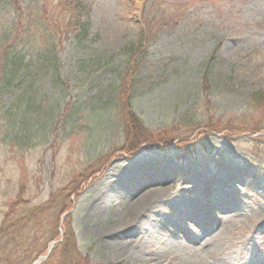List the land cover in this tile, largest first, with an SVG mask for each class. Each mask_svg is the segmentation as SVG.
Instances as JSON below:
<instances>
[{"label": "rangeland", "instance_id": "obj_1", "mask_svg": "<svg viewBox=\"0 0 264 264\" xmlns=\"http://www.w3.org/2000/svg\"><path fill=\"white\" fill-rule=\"evenodd\" d=\"M79 1L88 7L85 34L57 33L70 16L54 7L39 25L27 0L13 13L0 5V72L13 48L28 60L58 41L63 77L57 88L51 75H39L30 96L40 107L27 115L41 121L26 131L23 119L19 136L6 113L18 89L0 92V258L28 264L59 216L46 264H59L57 244L70 222L78 246L61 258L81 264H264V100H252L264 95V0ZM18 10L29 15L21 27ZM144 31L139 58L127 67L125 49ZM17 35L29 41V55L24 43L13 46ZM89 60L92 71L79 75L77 63ZM130 67L137 76L126 110L119 85ZM212 123L240 132L204 126ZM181 137L188 147L176 146ZM153 187L164 193L159 209L123 224L124 204ZM190 210L205 220H188ZM8 216L19 223L9 227ZM176 227L185 232L171 235Z\"/></svg>", "mask_w": 264, "mask_h": 264}, {"label": "trees", "instance_id": "obj_2", "mask_svg": "<svg viewBox=\"0 0 264 264\" xmlns=\"http://www.w3.org/2000/svg\"><path fill=\"white\" fill-rule=\"evenodd\" d=\"M6 1V2H5ZM0 0V5L2 8H4L3 6H7L8 8H10V11H14V5L18 2L22 0ZM48 1V7L46 6ZM27 0V9L29 12L35 14V16H31L34 17L37 20V23L40 25V22H44V20L48 21L50 20V16L49 14L51 13V10L49 9L50 7H54L57 9L58 12L61 13L62 17H66V15L69 14L70 16V20L66 21L68 24H62L56 27V31L57 33H65V31L70 30L71 28L75 27V29L77 28H81V32L82 33H86L88 28H85V25H83L82 23V18H83V12L88 10V7L86 5H84V3L82 1L79 0H59L56 2L55 5H52L53 3H50L49 0ZM6 4V5H3ZM3 5V6H2ZM17 10V9H16ZM26 10V9H25ZM18 25H22L23 23V19L25 16H29L27 13L25 14L24 12H22L21 10H18ZM41 14L44 15V17L40 16ZM61 18V17H60ZM43 19V21H42ZM17 21V20H16ZM14 21V22H16ZM15 23H9L7 25V28H11ZM53 26V24H52ZM144 36L141 37V40H139V43L137 44H132L130 46H128L125 51L128 54V60H127V67L128 65L135 64L139 58V53H140V48L143 45V41L146 40V35H145V31L143 32ZM9 34V30H7L6 32V36ZM51 34V33H50ZM52 36H54V34H52ZM55 38V36H54ZM54 40V39H53ZM56 48L54 46H52V44L54 42H49L45 47L41 48L38 50L37 52V57H35L34 59H26V56L23 52V49H15L13 48L12 51H8V53L5 55V61L3 62L2 65V69L0 72V77H1V81H0V92H4L6 91V89H18L17 94H15L12 97V100H10L9 102L6 103L7 105V117H9L10 119H14V123H18L19 124V131L16 134V136L21 135V126H22V120L25 119V123H24V127L26 128V131L29 130V126H31L32 124V120H33V125L32 127L35 125L36 122H40L41 119L39 117H30V115H27L28 112H30V110H32V108L38 109L40 106V103L37 101V97H31V93L30 91H33V88L35 87V83L38 81L39 79V75H51L52 78V82H50L51 86H55V87H59L61 86V80L63 79L62 77V73H61V67H60V56L58 55V47H59V42L56 41ZM22 43H24V46L26 48V50H28V55L30 54V49H28V45H29V41L26 42L25 39L22 38V35H17L14 41L13 46L17 47V45H21ZM93 62V59H91ZM91 60H89L90 63H88V61L84 62L86 64H88L89 67H83L84 65H81V67H78V64L76 65L75 71L77 72L80 71V73L78 72V74L82 75L85 72H88L90 69L92 71V67L94 65H92ZM96 60V59H94ZM82 61H80L81 63ZM96 65V64H95ZM31 67H34V69H32ZM86 68V69H85ZM94 68V67H93ZM132 68L130 71H128L127 73L129 74L128 77L126 78V80L122 79L120 80V85H119V98H120V102H124L122 103L124 105V108L126 110L128 109H132V106H130L129 104H132V99H133V88H134V84L135 83V78H136V73H134L135 71V67H130ZM90 71V72H91ZM59 84V85H58ZM115 85V83H114ZM62 87V86H61ZM3 88V89H2ZM21 88L22 91H20L19 89ZM117 98V97H116ZM254 99H256L255 101H262L264 100V95L263 94H257L256 98L252 97V100L254 101ZM23 113V114H22ZM48 115L50 116V118L54 117V108L49 110ZM135 117V116H134ZM137 118V117H135ZM135 120V119H134ZM133 120V122H134ZM201 126V125H199ZM204 126H207L208 128H211L214 130H217L218 132L223 131V132H240V130L237 127H234L233 125H224L221 128H217L214 129L215 125H210V124H204ZM137 126L134 125L133 130L136 128ZM43 128V127H42ZM139 131V129H138ZM216 131V132H217ZM27 135V134H26ZM142 136L144 137L141 141H143L141 144H144L148 138L146 131H142ZM165 139V138H163ZM182 141L177 142V147H188V145L190 144V141H188V138H182ZM170 142H174V140L171 139H166L162 142H160L161 144H169ZM75 189V188H74ZM74 189H72V191H74ZM60 192L62 194H67L68 193V189H63L60 190ZM50 203H44L40 206L35 207L34 210L31 211V216H33L34 218L37 216V214L35 213V210L37 208H40V211H42V209H47L50 206ZM65 206V203L62 204L61 207V211H63V208ZM13 209V207H12ZM24 214L21 216L23 217ZM19 219H22V218ZM6 222H9L10 224L8 225L9 227H14L17 222H11L10 220V216L6 217ZM68 223V222H67ZM55 227L51 230V234L49 235V237L46 239L45 242H43V245L40 247L39 251H37L36 253L32 252L31 255H29V263L32 260H35L38 256H40L41 254H43L46 249L48 248V243L50 241L56 240L58 239L59 236V227L61 225V221L59 220V216L58 218L55 219V223H54ZM61 246L62 249L60 250L59 253H57L54 256V259L58 258L59 264H81L82 261L79 258H61V255H63L64 253H66L67 251H69L70 248H74L76 249V247L78 246L77 243V238H76V234H75V229L73 227V222H70L69 224H67V226L65 227L64 230V234L62 235V242L57 244V247ZM80 254V252H78ZM50 258V257H49ZM48 258V259H49ZM4 262L7 264V260H5L3 257L0 258V264H4ZM85 262H88V259H85ZM47 263V260L44 262V264ZM43 264V263H42ZM53 264V262L51 263Z\"/></svg>", "mask_w": 264, "mask_h": 264}, {"label": "bare ground", "instance_id": "obj_3", "mask_svg": "<svg viewBox=\"0 0 264 264\" xmlns=\"http://www.w3.org/2000/svg\"><path fill=\"white\" fill-rule=\"evenodd\" d=\"M130 165L133 166L134 163H131ZM127 171L128 170L126 168L122 173H124L126 175L128 173ZM169 174H170V172L168 171L165 175H169ZM194 177H196V179H195V181H196L198 179V177L197 176H194ZM130 178H132L131 175H129V179ZM133 193L134 192H132V195H133ZM162 197H164V193H163L162 189H159L158 187H153V188H150V190H147L144 193L137 195V197L135 199L133 198L132 200L126 202L124 204L125 207H124L123 212H122V214H123L122 223L123 224L133 223V222L137 221L138 219H140V217L144 213L154 214L159 209L160 204L163 203ZM99 199L101 200L100 203L102 205H105L106 198L100 197ZM190 212L191 213L188 212V214H189L188 215L189 217H187L188 220L189 219L194 220V221H195V219H201L203 221L205 220L204 215H197L191 210H190ZM187 228H189V227L187 226ZM180 232H185V231L180 227L179 228L176 227L175 230H173L171 232V235H176L177 233H180ZM182 234L186 235V233L185 234L182 233ZM187 237H188L189 241H192V242H196L200 239L197 234L196 235H188V233H187ZM206 241L208 242L209 239H206Z\"/></svg>", "mask_w": 264, "mask_h": 264}, {"label": "water", "instance_id": "obj_4", "mask_svg": "<svg viewBox=\"0 0 264 264\" xmlns=\"http://www.w3.org/2000/svg\"><path fill=\"white\" fill-rule=\"evenodd\" d=\"M52 248V247H51ZM51 251V249H49V251L48 252H50ZM47 257V255L46 256H44V257H41L40 259H38L36 262H34V264H39L40 262H42V260L44 259V258H46Z\"/></svg>", "mask_w": 264, "mask_h": 264}]
</instances>
